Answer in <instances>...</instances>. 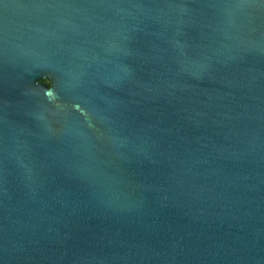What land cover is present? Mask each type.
Instances as JSON below:
<instances>
[{"label": "water", "instance_id": "water-1", "mask_svg": "<svg viewBox=\"0 0 264 264\" xmlns=\"http://www.w3.org/2000/svg\"><path fill=\"white\" fill-rule=\"evenodd\" d=\"M0 264H264V0H0Z\"/></svg>", "mask_w": 264, "mask_h": 264}, {"label": "clouds", "instance_id": "clouds-1", "mask_svg": "<svg viewBox=\"0 0 264 264\" xmlns=\"http://www.w3.org/2000/svg\"><path fill=\"white\" fill-rule=\"evenodd\" d=\"M44 81H47V83H45ZM41 83H43L45 85H48L49 89L51 90V88H52V82L50 80L45 79Z\"/></svg>", "mask_w": 264, "mask_h": 264}, {"label": "trees", "instance_id": "trees-1", "mask_svg": "<svg viewBox=\"0 0 264 264\" xmlns=\"http://www.w3.org/2000/svg\"><path fill=\"white\" fill-rule=\"evenodd\" d=\"M47 82V81H46Z\"/></svg>", "mask_w": 264, "mask_h": 264}]
</instances>
